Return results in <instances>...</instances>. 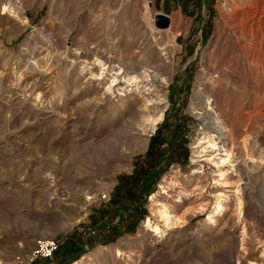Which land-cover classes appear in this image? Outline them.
<instances>
[{
  "label": "rangeland",
  "instance_id": "obj_1",
  "mask_svg": "<svg viewBox=\"0 0 264 264\" xmlns=\"http://www.w3.org/2000/svg\"><path fill=\"white\" fill-rule=\"evenodd\" d=\"M158 13L171 24L158 28ZM133 70L145 78L132 84ZM178 115L191 117L189 158L152 197L180 222L163 237L145 228L151 199L135 232L71 264H264V0H0V264L49 258L38 240L86 232L101 194ZM219 193L226 210L211 222Z\"/></svg>",
  "mask_w": 264,
  "mask_h": 264
},
{
  "label": "trees",
  "instance_id": "obj_2",
  "mask_svg": "<svg viewBox=\"0 0 264 264\" xmlns=\"http://www.w3.org/2000/svg\"><path fill=\"white\" fill-rule=\"evenodd\" d=\"M209 33L205 34L206 37ZM177 117L175 123L166 119L157 128L145 153L134 158L130 173L118 175L110 200L91 215L89 229L86 232L75 230L59 244L51 257L36 259L31 264H71L97 244L115 242L125 233L137 230L138 224L147 215L145 205L163 174L174 163H183L189 158L185 126L191 117ZM53 257L56 262H49Z\"/></svg>",
  "mask_w": 264,
  "mask_h": 264
},
{
  "label": "bare ground",
  "instance_id": "obj_3",
  "mask_svg": "<svg viewBox=\"0 0 264 264\" xmlns=\"http://www.w3.org/2000/svg\"><path fill=\"white\" fill-rule=\"evenodd\" d=\"M245 17V16H244ZM155 21H156V18H155ZM157 22V21H156ZM170 24H171V21H170ZM157 26V24H156ZM158 28H161L159 26H157ZM158 28L156 30H158ZM153 29V28H152ZM154 30V29H153ZM160 30V29H159ZM158 30V31H159ZM161 32V31H159ZM245 38V37H244ZM255 40V39H254ZM263 41V40H262ZM260 42V41H259ZM251 45V44H250ZM254 49V47H253ZM246 50L248 51V47H246ZM260 51V49H259ZM258 51V52H259ZM96 54V53H95ZM248 54V53H247ZM99 55V54H98ZM249 55V54H248ZM247 55V56H248ZM98 57V56H97ZM100 57V55H99ZM95 58V57H94ZM135 58V57H134ZM98 63L102 66L104 65V63L102 62V60H99ZM97 64V63H96ZM99 67V66H98ZM103 67V66H102ZM87 68V67H86ZM102 69H105V68H102ZM143 70V69H142ZM91 72V71H90ZM100 72V71H99ZM103 72V71H102ZM109 72V71H108ZM118 72V71H117ZM136 75H135V74ZM100 74V73H98ZM109 74V73H108ZM150 75V74H149ZM153 76V74H151ZM101 76V75H100ZM103 76V75H102ZM113 79L110 81L111 83H114L116 80H117V77H118V74H115L114 76L112 75ZM139 77H141L142 79L145 78V75L144 74H141L140 72L136 71V70H133L132 71V74L129 75V78H128V81L131 82L132 84H136L138 83V79ZM124 78V77H123ZM154 78V76H153ZM127 81V82H128ZM149 81V80H148ZM110 83V85L112 86V84ZM131 85V84H130ZM151 85V84H150ZM144 86V85H143ZM142 86V87H143ZM201 97H202V92H200L199 94ZM203 98V97H202ZM206 99V98H205ZM204 99V101H205ZM204 104V103H203ZM206 106L207 108L211 109L212 105H211V101L208 99L206 101ZM149 113V112H148ZM162 117V112L159 113V115L157 116V118H153L151 119V124L150 126L146 127L144 130L145 131H151L152 128L155 126V124L161 119ZM209 127V126H208ZM214 129L216 131L218 130H222L223 129V126L218 124L217 125V129L216 127H214ZM204 139H207V142H209V147L211 149H221V147L218 146L217 142H215L214 140L212 141V139L206 137V136H203L202 137V140H200V142H204ZM209 148V149H210ZM224 151V153H222L223 155H225L224 157L222 156L221 157V160L218 161V178L217 180L219 181L218 183L219 184H222L224 185L226 182H225V179L228 175V169H224L225 166L227 165H230L232 166V152L230 151V149L228 148H224L222 149ZM218 153H221V150L220 152ZM216 155V154H215ZM214 158V157H213ZM217 163V162H216ZM162 192L163 193H166L168 194V190L166 188V186H162ZM183 196H187V194L185 192H182L179 190V193L177 194V201L180 202L182 201L183 199ZM151 199L153 200L152 201V210H153V213L156 215L157 217V223H155V221L151 218V217H147L145 220H144V227L147 228V229H150L151 231L155 232L156 235H159L161 237H163L164 235H166V233L171 229L173 228V226H175L176 224H178L181 220V218L175 214L172 210V207L170 204L168 203H165L163 201H159L157 198H156V194L153 195V197L151 196ZM226 201H227V197L222 194V193H219L216 195V199L214 201V204L212 206V209H211V212L210 214L208 215V220L211 221V222H215L216 220V217L221 215L225 210H226ZM237 212H238V216L241 218L243 216V210H242V203L240 201V199L238 198V205H237Z\"/></svg>",
  "mask_w": 264,
  "mask_h": 264
},
{
  "label": "built area",
  "instance_id": "obj_4",
  "mask_svg": "<svg viewBox=\"0 0 264 264\" xmlns=\"http://www.w3.org/2000/svg\"><path fill=\"white\" fill-rule=\"evenodd\" d=\"M100 197L103 201L110 199L108 192H103ZM58 246H59L58 242L53 238L41 239V240H38L36 244L34 254L37 257L38 256L51 257L53 253L55 252V250L58 248Z\"/></svg>",
  "mask_w": 264,
  "mask_h": 264
},
{
  "label": "water",
  "instance_id": "obj_5",
  "mask_svg": "<svg viewBox=\"0 0 264 264\" xmlns=\"http://www.w3.org/2000/svg\"><path fill=\"white\" fill-rule=\"evenodd\" d=\"M156 19H157V25L158 26H161V27H167L169 24H170V17L164 13H158L156 15ZM156 130H154L152 133H151V136L155 133ZM147 150V149H146ZM151 196L149 197L148 201L151 200Z\"/></svg>",
  "mask_w": 264,
  "mask_h": 264
}]
</instances>
